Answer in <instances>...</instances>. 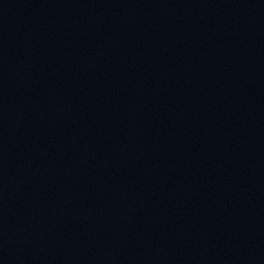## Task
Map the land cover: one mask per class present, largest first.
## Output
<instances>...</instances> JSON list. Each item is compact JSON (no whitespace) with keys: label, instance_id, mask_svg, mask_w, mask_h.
Wrapping results in <instances>:
<instances>
[{"label":"water","instance_id":"95a60500","mask_svg":"<svg viewBox=\"0 0 264 264\" xmlns=\"http://www.w3.org/2000/svg\"><path fill=\"white\" fill-rule=\"evenodd\" d=\"M0 264H264V0H0Z\"/></svg>","mask_w":264,"mask_h":264}]
</instances>
